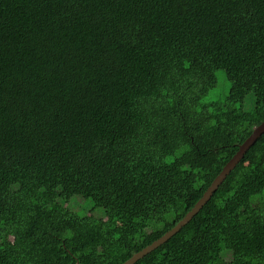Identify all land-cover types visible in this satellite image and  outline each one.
Masks as SVG:
<instances>
[{"label": "trees", "instance_id": "1", "mask_svg": "<svg viewBox=\"0 0 264 264\" xmlns=\"http://www.w3.org/2000/svg\"><path fill=\"white\" fill-rule=\"evenodd\" d=\"M263 121L264 0H0V264H122ZM134 264H264V133Z\"/></svg>", "mask_w": 264, "mask_h": 264}, {"label": "water", "instance_id": "2", "mask_svg": "<svg viewBox=\"0 0 264 264\" xmlns=\"http://www.w3.org/2000/svg\"><path fill=\"white\" fill-rule=\"evenodd\" d=\"M264 133V121L256 126L250 136L240 145L238 151L234 156L226 163L222 171L216 176L211 185L204 192L203 196L196 202L193 208L187 212V214L170 230L165 232L161 237L154 240L151 244L147 245L140 251L133 254L122 264H134L137 260L145 256L147 253L167 241L175 233H177L185 224H187L191 218L203 207V205L210 199L212 194L216 191L219 185L223 182L228 173L235 167L240 161L245 152L255 143V141Z\"/></svg>", "mask_w": 264, "mask_h": 264}, {"label": "rangeland", "instance_id": "3", "mask_svg": "<svg viewBox=\"0 0 264 264\" xmlns=\"http://www.w3.org/2000/svg\"><path fill=\"white\" fill-rule=\"evenodd\" d=\"M64 196L68 199V194L67 193H65Z\"/></svg>", "mask_w": 264, "mask_h": 264}]
</instances>
